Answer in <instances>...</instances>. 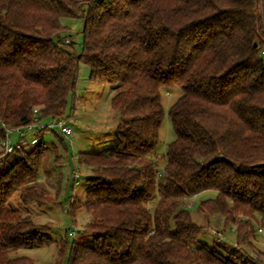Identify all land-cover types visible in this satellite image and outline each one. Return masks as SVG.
<instances>
[{
    "label": "trees",
    "instance_id": "16d2710c",
    "mask_svg": "<svg viewBox=\"0 0 264 264\" xmlns=\"http://www.w3.org/2000/svg\"><path fill=\"white\" fill-rule=\"evenodd\" d=\"M62 18L83 21L82 54L63 43ZM262 50L264 0H0L1 119L25 125L35 109L41 120L71 119L81 62L92 82L116 88L115 149L79 155L92 176L86 202L71 213L91 214L84 232L94 243L71 245L67 237L59 257L69 253L67 264H264L250 252L264 232ZM163 87L183 94L170 109L176 139L159 170L152 155ZM43 140L0 164V264H34L12 254L53 243L49 224L11 205L16 193L24 206L56 204L31 185ZM208 190L217 197L200 210L223 216L248 249L198 247L204 228L185 200Z\"/></svg>",
    "mask_w": 264,
    "mask_h": 264
},
{
    "label": "rangeland",
    "instance_id": "374dc122",
    "mask_svg": "<svg viewBox=\"0 0 264 264\" xmlns=\"http://www.w3.org/2000/svg\"><path fill=\"white\" fill-rule=\"evenodd\" d=\"M61 22L67 29L62 35V39L68 38L72 43L68 50L82 54L83 21L62 18ZM79 68L75 106L71 95L67 109V115H72V118H69V126L73 129V135L70 138L59 136L57 138L52 133L38 135L39 140L44 139L47 150L43 156L40 174L31 185L46 190L49 194L47 204L54 201L56 204L24 206L20 203L19 193H16L11 201L13 208L19 209L23 215L31 216L36 223L49 224V237L53 243L42 247L19 249L12 254L13 259L28 258L34 264H67L69 253L64 257H59V241H65L68 237L71 245L80 243L92 246L94 243L93 237L84 232L85 227L91 221V214L84 207L77 210L75 215L71 213L74 203L82 205L86 202L89 189L88 179L92 176L90 169L80 165L79 155L83 152L110 155L116 146L115 135L119 125V115L112 108V98L116 93V88L109 84L92 82L90 68L84 62L80 63ZM160 94L164 119L159 133V143L152 159L158 164V169L163 170L168 147L176 139L170 109L183 92L178 87L173 89L163 87ZM73 107H75V113H73ZM13 138L15 139V136ZM16 157V155H12L8 164L13 162ZM77 170L79 177L75 178L74 174ZM216 197L217 192L208 190L185 200L186 208L190 211L194 223L204 228L198 247L213 248L216 243H219L229 250L233 248L248 249L237 245L236 231L231 225L225 226L223 216H208L200 210L202 202L213 200ZM254 225L258 229L256 222ZM73 231L76 232V236H69V233ZM255 248V251L250 252L255 256L261 255L264 261L263 231L257 232Z\"/></svg>",
    "mask_w": 264,
    "mask_h": 264
},
{
    "label": "built area",
    "instance_id": "2783aa9c",
    "mask_svg": "<svg viewBox=\"0 0 264 264\" xmlns=\"http://www.w3.org/2000/svg\"><path fill=\"white\" fill-rule=\"evenodd\" d=\"M63 43L68 46L71 41L65 38ZM261 57L264 61V50L261 52ZM0 132L2 134L0 164L3 163L5 156L30 150L37 145L40 141L38 135L42 132L56 134L64 138H70L73 135V129L69 126V121L62 118L41 120L37 109L34 111L33 121L25 125L12 126L0 118ZM13 136H15V139ZM74 177H79L78 170L75 172ZM69 235L75 237L76 232L73 231Z\"/></svg>",
    "mask_w": 264,
    "mask_h": 264
},
{
    "label": "water",
    "instance_id": "95a60500",
    "mask_svg": "<svg viewBox=\"0 0 264 264\" xmlns=\"http://www.w3.org/2000/svg\"><path fill=\"white\" fill-rule=\"evenodd\" d=\"M260 166H261V167H264V164H261Z\"/></svg>",
    "mask_w": 264,
    "mask_h": 264
}]
</instances>
